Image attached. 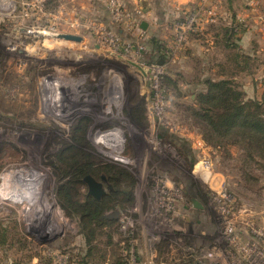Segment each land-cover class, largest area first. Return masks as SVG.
Instances as JSON below:
<instances>
[{
  "label": "rangeland",
  "instance_id": "rangeland-1",
  "mask_svg": "<svg viewBox=\"0 0 264 264\" xmlns=\"http://www.w3.org/2000/svg\"><path fill=\"white\" fill-rule=\"evenodd\" d=\"M4 1L10 9L0 10V227L7 235L0 242V264H114L118 258L128 264L132 259L137 264H192L209 252L214 264H237L239 253L229 237L243 242L253 237V228L264 227L259 220L264 161L245 163L239 145L211 146L204 140L188 110L202 89L196 87L199 77L206 75L197 56L184 60L178 52L171 59L161 57L160 88L169 99L162 125L149 116V75L133 64L140 59L128 53L118 58L90 53L97 31H116L111 0ZM52 32L82 34L86 48L55 40L48 35ZM122 36L136 41L138 34L123 31ZM146 36L148 44L159 40L161 52L166 51L168 38ZM156 56L144 54L145 65ZM55 75L65 79L57 101L48 86ZM135 105L144 110L140 123L131 115ZM82 125L87 150L102 165L125 172L119 177L102 173L111 186L105 193L119 190L132 196L104 211L123 214L89 232L90 242L58 197L64 181L58 176L63 166L58 153ZM110 132L118 137L101 138ZM77 192L79 198L87 194L85 182ZM167 199L176 201V208L166 215Z\"/></svg>",
  "mask_w": 264,
  "mask_h": 264
},
{
  "label": "trees",
  "instance_id": "trees-1",
  "mask_svg": "<svg viewBox=\"0 0 264 264\" xmlns=\"http://www.w3.org/2000/svg\"><path fill=\"white\" fill-rule=\"evenodd\" d=\"M233 26L234 22L222 29L223 39L225 37L230 41L223 45L230 50L235 48L232 39L237 33ZM148 47L152 53H157L158 58L163 57L159 40L151 39ZM250 62L249 58L244 59L239 53H229L225 66L217 64L218 76L221 78L203 79L201 81L203 87L196 92L194 98L195 107L188 108L190 115L201 126L207 144L239 145L245 154V163L247 161L251 163L254 159L264 161V91L260 99L247 97L241 84L235 79V74L241 68L251 71ZM166 81L169 82L170 79L166 77ZM131 115L138 123L145 117L140 105L131 107ZM85 128V125H82L72 142L65 143L58 153V161L63 165L58 170V176L64 179L59 185L58 197L66 214L74 215L78 219L85 240L90 242L89 232L93 233L102 224L111 223L102 218L104 211L112 209L120 204V201L122 203L131 201L132 196L131 193L110 190L99 199L87 194L83 198L78 197L77 188L84 184L82 180L86 175L99 178L102 173L116 174V177L125 174L124 170L116 166L102 165L96 155L87 150ZM6 233L7 229L0 227V242L6 240ZM114 264L128 263L118 258Z\"/></svg>",
  "mask_w": 264,
  "mask_h": 264
},
{
  "label": "built area",
  "instance_id": "built-area-1",
  "mask_svg": "<svg viewBox=\"0 0 264 264\" xmlns=\"http://www.w3.org/2000/svg\"><path fill=\"white\" fill-rule=\"evenodd\" d=\"M5 3L4 0H0V2ZM205 0H198V3L195 7L184 11L181 16H179L173 23V32L171 37L168 39V43L166 51L162 54L164 57L174 58L176 54L182 50H184L189 38L196 33H199L203 27V25H211L216 23L217 21V12L214 7L206 6L204 4ZM6 4V3H5ZM3 7H0V10L8 11L10 7L6 4ZM2 6V4L0 3ZM145 6V0H135L133 3L129 4L126 0H116L110 1V11L112 13V20L116 23V31L113 29L100 30L97 31L95 36V49L90 51L91 54L94 52H103L107 53L109 56L113 57H121V54L128 53L132 55V57H137L140 59L138 64L134 63L136 66L139 65L146 72V75H149V83L151 88V93L149 96V104L147 106L149 116L154 121L164 125L166 124V111L168 110L169 99H166V94L160 88V81L163 78L164 74V64L159 63L162 59L156 60L154 59L152 62L147 63L145 65V61L143 60V55L150 51L148 47V43L145 41V31L142 30L140 26L139 17L143 13V8ZM13 7V6H12ZM6 14V13H5ZM257 20L259 23L264 24V8H261L257 11L256 14ZM242 21H238V23L234 24L233 30L235 32L239 31V26ZM94 24V23H93ZM71 26L72 24H68ZM98 28H102L101 26ZM123 31H136L138 37L135 39L136 41L125 39L122 36ZM35 34H38L39 31H32ZM42 32V31H41ZM43 33V32H42ZM74 35L79 36L81 38L80 41H74L69 39H64L61 35ZM48 35L57 38L63 39L70 42H76L80 44L83 48H86V43H84V37L82 34L77 32H67V33H57L52 32L48 33ZM50 41V40H49ZM55 42V41H54ZM136 68V67H135ZM138 72L144 77L139 70ZM57 78L53 77V81L48 84L49 90L51 87L56 86ZM62 89H59L57 92L58 96L54 100H58L63 92ZM51 91V90H50ZM54 93V92H53ZM116 97V96H115ZM168 125V124H167ZM175 197H181L176 194ZM176 201L168 200L164 202L163 210L167 215L170 211L176 208ZM120 213L118 211L117 216L119 218ZM248 225L249 222H246ZM251 239L240 242L237 241L236 236L235 239L229 237V244L235 248V250L239 253L238 259L236 260L237 264H264V227H256L251 230ZM212 254L206 253L201 257L193 258L192 264H214L211 261ZM134 262V263H133ZM132 264H137L132 259Z\"/></svg>",
  "mask_w": 264,
  "mask_h": 264
},
{
  "label": "crops",
  "instance_id": "crops-1",
  "mask_svg": "<svg viewBox=\"0 0 264 264\" xmlns=\"http://www.w3.org/2000/svg\"><path fill=\"white\" fill-rule=\"evenodd\" d=\"M134 1L127 2L131 4ZM197 3L198 0H145L143 13L139 17L140 26L145 25L142 30L145 31L148 40L153 37L160 40L169 39L173 32L171 25L176 20L175 16L179 14L181 16ZM204 4L216 10L218 14L216 23L203 25L201 31L193 34L184 50L179 52V57L184 60L190 54L196 55L200 72L206 73L201 74L196 87H203L201 81L206 77L221 78L218 76L217 64L225 66L227 55L236 52L244 59H250L251 71L241 68L235 74V79L239 78L238 82L247 97L260 99L264 91V24L258 22L256 14L259 9L264 8V0H205ZM238 21L242 23L232 39L235 48L230 50L223 45L230 41L225 37L223 39L222 29ZM260 212L259 220L264 226V204L260 207Z\"/></svg>",
  "mask_w": 264,
  "mask_h": 264
},
{
  "label": "water",
  "instance_id": "water-1",
  "mask_svg": "<svg viewBox=\"0 0 264 264\" xmlns=\"http://www.w3.org/2000/svg\"><path fill=\"white\" fill-rule=\"evenodd\" d=\"M141 28L144 29L145 28V25L142 24L141 25ZM61 37L64 38V39H69V40H74V41H80L81 40V38L79 36L68 35V34L61 35ZM161 62H162V60L159 63H161ZM137 68L142 73H144L143 69L141 67H139L138 65H137ZM100 179L101 180L98 181V180H96L94 177H92L90 175H86L83 178V181L86 183V186H87V194L93 196L96 199H99L100 196H102L105 193V189L103 188V185H102V181L105 180V177L104 176H101ZM192 203H193V205L195 207L201 208L200 203L196 199H192ZM117 213H118V211L115 210L112 213L103 214L102 215V218H106L107 219V218L116 217L117 216ZM43 236H44V238H46V235L43 234Z\"/></svg>",
  "mask_w": 264,
  "mask_h": 264
},
{
  "label": "bare ground",
  "instance_id": "bare-ground-1",
  "mask_svg": "<svg viewBox=\"0 0 264 264\" xmlns=\"http://www.w3.org/2000/svg\"><path fill=\"white\" fill-rule=\"evenodd\" d=\"M130 62L133 63L132 61H130ZM55 77L57 78V81H56V86L52 87V91L55 93V96L53 94V98H56L58 96L57 92L59 91V89H62L64 80H65L62 77L58 76V75H55ZM117 137H118L117 134H115L113 132L112 133L110 132V133L102 134V137L101 138H104V139H107V140L108 139L109 140H114ZM111 138H113V139H111ZM107 144L111 146V144H109V143H107ZM117 148L119 149L118 146L117 147L115 146L114 149H113V152L116 151V153L119 154V152L117 151ZM113 152H111V153H113ZM42 234H45V233L42 232Z\"/></svg>",
  "mask_w": 264,
  "mask_h": 264
},
{
  "label": "flooded vegetation",
  "instance_id": "flooded-vegetation-1",
  "mask_svg": "<svg viewBox=\"0 0 264 264\" xmlns=\"http://www.w3.org/2000/svg\"><path fill=\"white\" fill-rule=\"evenodd\" d=\"M102 185H103V188H108V189H110L111 188V186H108V182L106 181V180H104V181H102ZM108 186V187H107ZM104 195V194H103ZM102 195V196H103ZM91 196V195H90ZM102 196H100V197H102ZM93 197V196H92Z\"/></svg>",
  "mask_w": 264,
  "mask_h": 264
}]
</instances>
